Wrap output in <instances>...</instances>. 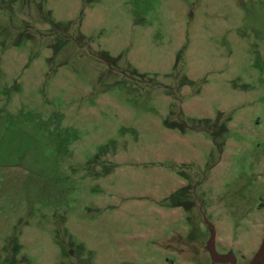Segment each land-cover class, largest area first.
I'll return each mask as SVG.
<instances>
[{"label": "rangeland", "instance_id": "obj_1", "mask_svg": "<svg viewBox=\"0 0 264 264\" xmlns=\"http://www.w3.org/2000/svg\"><path fill=\"white\" fill-rule=\"evenodd\" d=\"M252 264L264 238V0H0V264Z\"/></svg>", "mask_w": 264, "mask_h": 264}, {"label": "water", "instance_id": "obj_2", "mask_svg": "<svg viewBox=\"0 0 264 264\" xmlns=\"http://www.w3.org/2000/svg\"><path fill=\"white\" fill-rule=\"evenodd\" d=\"M207 251L210 254L212 261L217 263V264H236L235 259L231 256L220 257L217 255L216 248H215V235H214V233L212 234V238L207 245ZM252 264H264V238H263L261 247H260L259 251L257 252Z\"/></svg>", "mask_w": 264, "mask_h": 264}, {"label": "flooded vegetation", "instance_id": "obj_3", "mask_svg": "<svg viewBox=\"0 0 264 264\" xmlns=\"http://www.w3.org/2000/svg\"><path fill=\"white\" fill-rule=\"evenodd\" d=\"M207 253H208V251H207ZM209 254V253H208ZM209 256H210V254H209ZM210 259H211V257H210ZM211 261H212V259H211ZM213 262V261H212ZM214 264H217V263H215V262H213Z\"/></svg>", "mask_w": 264, "mask_h": 264}]
</instances>
